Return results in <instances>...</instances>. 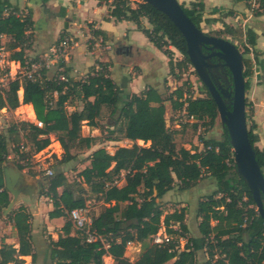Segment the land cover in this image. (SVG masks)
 <instances>
[{"label":"trees","instance_id":"1","mask_svg":"<svg viewBox=\"0 0 264 264\" xmlns=\"http://www.w3.org/2000/svg\"><path fill=\"white\" fill-rule=\"evenodd\" d=\"M98 1L108 6L104 20H127L136 24L168 57L171 76L180 78L176 70L191 65L182 34L165 14L152 5L135 1V6H132L130 0ZM257 4L253 15H264V0H257ZM2 5L10 8L6 1ZM181 5L199 29L202 22L209 23V19L203 17L202 2H191L189 8ZM230 14L232 11L226 15ZM143 19L148 22L149 28L144 26ZM32 26L30 10L22 14L17 7H11L6 15L0 11V44L1 38L6 36L8 40L2 46L8 53V60L19 62L24 68L30 67L25 49L29 45L27 31ZM223 26L224 33L241 38L244 53L252 51L256 55L254 46L257 36L250 27L237 30L225 23ZM93 33L104 34L98 30H93ZM63 38L61 34L59 40ZM170 46L182 54L181 60L174 61ZM243 64L247 90L252 68L245 57ZM108 68V62L96 61L86 77L79 80L71 79L66 67L61 74L67 81L58 79V75L42 79L44 71L41 77L35 79L16 76L9 79L5 88L0 89V108L14 110L20 104H31L36 119L42 122V127H38L31 122L15 121L6 134L0 131V166L10 162L7 158L8 144L17 143L21 130L28 131L27 139L33 144L35 152L49 146V135L54 134L63 149L58 162L64 164L73 160L75 154L71 152L72 149L89 150L94 144L96 137L80 134L81 125L85 121L89 127L99 129L97 119L103 106L109 108L111 118L115 116L111 124L113 128L106 131L108 140H120L114 136L120 133L122 139L133 142L131 146L117 147L112 153L104 147L90 152L87 156L89 165L79 171L81 183L76 184V187L62 171L44 175V192L53 206L48 217L64 218L62 234L48 242L51 264H104L105 255L121 264H166L171 260L170 264H264V218L259 215L251 192L235 165L230 164L232 147L226 129L222 126L220 138L201 137L202 148L191 152L184 147H176L174 131L167 126L166 102L173 110L184 111L186 118L193 116L195 127L199 122L207 128L214 125L219 118L217 106L205 85L202 84L206 97L192 96L189 90L184 89L185 83H182L171 91L167 89L170 91L168 96H165L167 90L159 92L153 87H147L122 100ZM20 89L21 98L18 93ZM53 93H56V98ZM74 100H79L81 106L68 112L66 104ZM254 128L255 124L251 123L248 136L264 175V151L255 145L258 137L253 133ZM138 141L144 144H136ZM17 166L23 169L22 165ZM206 176L212 178L216 189L197 202L200 236L186 237L189 229L185 222L184 207L164 213L159 200L174 186L184 191ZM59 188L61 191H58ZM84 191L107 205L97 214H89L91 223L88 230L94 237L91 241L87 240L83 230H77L71 235L73 224L70 219H66L71 209L86 206ZM261 200L264 208L263 194ZM9 202V193L3 188L0 191V214ZM6 217L16 230L18 249L2 244L0 264H23L21 256L26 255H30L34 262L36 255L32 245L31 212L20 205ZM175 223L177 225L173 228ZM161 227L171 236L169 241L151 243L152 236ZM180 239H185L182 249L179 248ZM128 243L143 246L135 261H129L124 256ZM202 249L206 257L198 261V252Z\"/></svg>","mask_w":264,"mask_h":264},{"label":"crops","instance_id":"2","mask_svg":"<svg viewBox=\"0 0 264 264\" xmlns=\"http://www.w3.org/2000/svg\"><path fill=\"white\" fill-rule=\"evenodd\" d=\"M3 1L8 2L10 8H4L2 5ZM178 1L186 5L195 1L202 2L204 18L209 19L210 24L225 23L230 25L231 19L240 25L242 24L243 29L250 27L256 33V44L254 46L256 55L252 51L250 52L251 55L255 56V70L252 71L253 74L249 78L247 96L253 107V114L251 115V123L255 124L253 133L258 137L255 145L264 151V83L261 82L257 71L258 67H264V15L253 16L248 7L244 5L243 0ZM11 7H17L22 14H26L28 10L31 12L33 26L27 31L29 45L25 49L26 61L30 62V64H43L48 48L59 41L61 34L69 38L73 43L65 59L47 69H42L45 75H42V79L60 75L64 67L68 69L67 74L71 79H84L89 68L95 65L96 61H103L109 63L110 77L118 87L122 100L126 99L131 93H139L147 87H153L159 92H165L168 89L167 87L172 85L171 77H174L169 74L168 57L132 21L104 20L103 18L108 13V6L104 2H99L98 0H0V11H2L3 15H6L11 10ZM229 9L233 10V14L225 16L224 12ZM220 15L222 16L220 17ZM219 17L220 19H218ZM90 23L91 27L89 26ZM143 24L147 27L146 21ZM93 30L102 31L104 34L96 35ZM7 40L8 38L3 36L1 44L4 45ZM96 41L98 42L97 47L93 44ZM17 64L14 61V70ZM62 64L64 66H61ZM9 74L11 78H14V71H10ZM21 94L22 90L19 92L20 98ZM56 96V93H53V97L56 98ZM20 105H25L30 109L29 111L33 113L35 121L36 117L32 111V105ZM93 129L97 132L99 130L98 128ZM57 143L59 144L58 141ZM199 146L198 150L202 148V144H199ZM96 148L98 147H93L87 151L84 167L89 165L88 154ZM57 156H60L59 153ZM7 158L12 162L11 155L8 154ZM74 160L75 158L71 161ZM2 168L3 165L0 166V191L6 188ZM61 171L63 170L61 169ZM22 173L30 177L25 172ZM208 178L209 180L212 179L207 176L203 177L187 190L181 191L177 189L179 191L178 200L182 202L184 201L182 198L188 195L192 197V194L199 189L200 193L197 194V197H202L208 190H215L216 186L213 180H204ZM18 182H20L18 184L19 188H24L25 190L20 191L17 201L7 212H11L21 204H24L23 206L27 207L31 212L32 245L33 252L36 255L34 262H32L30 255L21 256L24 260L23 264H47V262L51 264L52 260L50 262L48 260L49 250L47 247H41L43 242V240L40 242L43 238L42 231L50 235H56L58 238V235L62 233L61 227L64 224V218L48 217V212L53 209L52 202L48 197L38 198L36 196L29 178L26 177L23 180H18ZM174 189L169 190L161 199L168 200ZM27 191H30V197ZM9 198L10 201L13 198L10 193ZM184 206V203H181V207ZM3 209L1 216L6 217L8 213L4 212ZM40 211L43 213L41 218L38 215ZM1 216L0 246L2 244L11 245L18 249V238L12 222L9 219L7 222L3 221L2 218L5 217ZM186 216L185 214V219ZM57 231L59 232L57 233ZM180 242L183 246V241L180 240ZM108 257L112 259L110 256ZM25 260H29V262L26 263Z\"/></svg>","mask_w":264,"mask_h":264},{"label":"rangeland","instance_id":"3","mask_svg":"<svg viewBox=\"0 0 264 264\" xmlns=\"http://www.w3.org/2000/svg\"><path fill=\"white\" fill-rule=\"evenodd\" d=\"M139 1V0H137ZM244 5L248 7L250 12L253 14V9H256L258 7L257 1L255 3V6L253 4V0H243ZM179 3L183 4L184 7L189 8L190 4L186 5L183 2ZM180 4V5H181ZM132 6H135L133 4ZM182 6V5H181ZM233 10L229 9L228 11L224 12V15ZM204 15V14H203ZM222 15H220L221 17ZM232 16V15H231ZM255 16V15H253ZM205 17V15L203 16ZM220 17L218 19H220ZM207 18V17H206ZM146 20L143 19V23ZM239 21H241L239 19ZM147 22V21H146ZM230 25L234 27L237 30H244L242 27V24H238L234 20L230 19ZM145 26V25H144ZM146 27V26H145ZM147 27L149 28V24L147 22ZM200 28L203 32L211 34V35H220V37H223L225 39L230 40L231 42L235 43L238 49L242 52L243 57H245L250 64L252 71L255 70V56L251 55V53H244V48L242 44L240 43V37L236 36H230L229 34L224 33V26L221 23H215V24H210L206 22H202L200 24ZM171 51L173 52L172 58L174 61H179L183 58L182 54L179 53L174 47L170 46ZM14 65L12 61L8 60V53L5 52L3 61L0 63V89L5 88L7 82L11 78V75L9 74L10 71H14ZM8 69V72L6 71ZM178 72V75L180 78H172V85H169L167 88L168 89H174L175 87H178L180 84L185 83L184 89L187 91L189 90L190 94L194 97H206L207 93L205 89L202 86V82L196 75V72L194 71L192 65H186V68H181L179 70H176ZM258 75L261 78V82L264 83V67H258L257 69ZM253 74V73H252ZM250 82V81H249ZM166 89V87H165ZM21 90V89H20ZM18 91V93L20 92ZM170 90V91H171ZM249 90V89H248ZM245 90V112H246V123H247V128L249 129L251 125V115L253 114V107L252 104L249 100V97L247 96V91ZM169 90L165 92V96H168L170 93ZM81 106V102L79 100H74L73 102H69L66 104V110L68 112L74 110L77 107ZM32 108V107H31ZM30 109L27 106L20 105L14 110H7L5 107L0 108V131L2 133H7V129L10 127V125L15 122V121H25V122H31L34 123V116L30 114ZM33 111V109H32ZM34 112V111H33ZM110 110L108 107L103 106L101 108L100 115L97 119L98 124L100 126L98 132L95 131L93 128L89 127L87 124H85V121L82 122L81 125V131L80 134L82 136H93L96 137V140L94 144L92 145L91 148L93 147H104L108 152L112 153L114 150L119 147V146H131L133 144L132 141L127 140V139H122L120 133H115L114 136L120 138L118 141L114 140H108V134L107 130L112 129L113 126L111 124L114 123L113 116L111 118L110 116ZM165 118L167 122V126L171 131H174V140L176 147H184L187 150L193 152L195 150H198L200 147L199 144L200 138H220L221 133H222V125L220 123L219 118L215 120L214 125L211 128H207L205 124L202 122H199L197 126L195 127V119L192 118L190 119L189 117H185L184 113L181 111H175L172 108H170L168 102L166 103V112H165ZM109 126V128H107ZM117 126V125H116ZM27 130H21L19 131V137L17 143L15 142H9V152L8 154L11 155V163L14 164L18 168V164L23 166V169H19L20 172H25L27 175L31 176L35 181L38 182L39 184V189L36 193V196L38 198H47L45 195L43 184H45V176L43 175L42 171H39L37 167H50L53 172L60 171L61 169L64 171V174L67 178V180L70 183H74V186L76 187V184L81 183V179L78 175L79 171L84 167L85 159H86V153L88 150L85 149H79V148H74L71 150L72 153L75 154V160L70 161L66 163L65 165L61 164L58 162V159L61 158L63 154V149L61 148L60 144L57 143L56 137L54 134H50L49 138L51 140V143L49 146L44 148L43 150L39 151V155L36 157L32 156L35 151L33 149V144L27 139ZM8 135V134H7ZM21 142H26L27 143V149H19V145ZM138 145H143L144 143L142 141L135 142ZM149 142L146 144L148 145ZM90 148V149H91ZM61 149V150H60ZM264 149V147H263ZM59 153V157L57 156ZM38 160V161H37ZM4 165V164H2ZM62 171V172H63ZM121 177H124V171L121 172ZM205 181H208V179H204ZM212 180V179H211ZM209 180V181H211ZM122 181L119 182L121 184ZM83 188L86 186L82 185ZM174 192L173 194L168 198V200H162L160 199L161 207L164 213L166 212H172L174 209H181V203H184V209L186 211V219L185 222L188 227V232H186V237H192V236H197L199 237V231H198V221L199 219L196 218V210H197V202L198 199L201 197H197V194L200 193V189L197 190V192H194L192 194V197L189 195L182 198L184 201H179L178 200V195H179V189L177 186H174ZM178 189V190H177ZM58 191H61V188H59ZM212 193V190L206 191V194H204L202 197ZM83 197L86 198L85 205L87 206L89 210L90 215H95L97 214L102 207L107 206L103 205L102 200L97 199L93 196H91L88 192L83 193ZM49 199V197H48ZM49 201V200H48ZM24 203V202H22ZM18 205V204H17ZM16 205V206H17ZM22 206L24 204H21ZM29 207V206H28ZM27 210V207H25ZM8 213V212H7ZM6 213V214H7ZM9 214V213H8ZM7 214V215H8ZM2 214H0L1 216ZM6 215V216H7ZM39 218L43 216L42 211L38 214ZM5 217V216H1ZM3 221L7 222L8 218H2ZM66 219L69 220L68 215L66 216ZM7 224V223H6ZM177 225L175 223L172 227ZM45 230V229H44ZM77 229L72 225V229L70 234L74 235L76 233ZM59 231H57L58 233ZM161 232L162 235H166V232L163 227L158 231ZM62 234V233H60ZM42 236L43 238L40 240L42 242L41 247H47L49 250V255H48V260L49 262L51 261V254H50V247L48 245L49 239H57L56 235H50L47 234V232L42 231ZM169 239L171 236H168ZM183 241V244L185 243V239H180ZM179 240V248L182 249L181 242ZM152 243V241H151ZM143 250V246L139 243H128L124 252V256L129 259V261H135L138 256L140 255L141 251ZM206 257L205 250L202 249V251L198 252V261L200 259H203ZM172 261V260H171ZM171 261L167 262L166 264H170ZM25 262H29V260H25ZM103 262L104 264H121L118 262H114L113 259H110L108 256H103ZM48 264V262H47Z\"/></svg>","mask_w":264,"mask_h":264},{"label":"water","instance_id":"4","mask_svg":"<svg viewBox=\"0 0 264 264\" xmlns=\"http://www.w3.org/2000/svg\"><path fill=\"white\" fill-rule=\"evenodd\" d=\"M152 5L165 14L182 34L186 43V55L198 78L205 85L217 106L221 125L226 129L233 150L236 171L247 185L255 201L258 213L264 218L261 194L264 195V175L257 162L256 154L250 143L245 112V79L243 76V54L235 43L220 36L211 35L199 29L185 14L178 0H139ZM207 50L208 52H205ZM211 56H217L221 62L212 63ZM226 68L231 82L225 76L228 87L221 88L209 68ZM5 187L12 200L3 209L7 212L17 201L24 188H19L18 180L29 178L33 192L38 191V182L31 176H25L13 163L3 165ZM25 192V191H23ZM28 196H31L30 191Z\"/></svg>","mask_w":264,"mask_h":264},{"label":"built area","instance_id":"5","mask_svg":"<svg viewBox=\"0 0 264 264\" xmlns=\"http://www.w3.org/2000/svg\"><path fill=\"white\" fill-rule=\"evenodd\" d=\"M132 5L134 4L135 1L137 0H130ZM257 0H253V4L255 6ZM72 42L69 38L64 37L63 39L53 43L49 48L46 53V59L43 64H30V67L24 68L20 65L19 62H17V67L14 70V78L16 76L21 77L24 76L28 79H35L37 77H41V71L43 68H49L53 64L58 63L62 59H65L70 51V48L72 46ZM95 47L98 46V42L93 43ZM5 54L4 47L2 44H0V63L3 61ZM14 63V61H12ZM61 69V68H60ZM58 79L62 81H67V78L63 75L60 74L58 75ZM184 113V111H183ZM190 119L193 118V116H189ZM34 124H36L38 127H42V122L39 120H35ZM20 149H27V143L26 142H21L19 145ZM39 155V152H35L32 156L36 157ZM232 162L230 164H234V155H233V150H232V155H231ZM38 161V160H37ZM39 171L43 172V175H52L53 171L51 170L50 167H37ZM68 216L70 221L72 222L73 226L77 230H83L84 233L86 234V238L88 241H91L94 239L93 235L89 232L88 227L91 223V218L89 216V210L87 206L83 207H76L68 211ZM169 241V237L166 235H162L161 232H157L152 236V242L155 244H161V243H167Z\"/></svg>","mask_w":264,"mask_h":264},{"label":"flooded vegetation","instance_id":"6","mask_svg":"<svg viewBox=\"0 0 264 264\" xmlns=\"http://www.w3.org/2000/svg\"><path fill=\"white\" fill-rule=\"evenodd\" d=\"M205 52H208L205 50ZM212 63H219L221 60L217 56H211L209 59ZM209 71L213 74L214 78L213 80L217 83V85H221V88L228 87V84L226 82L225 76L229 79V82H231L230 73L229 71L221 66H218L217 68H209Z\"/></svg>","mask_w":264,"mask_h":264},{"label":"bare ground","instance_id":"7","mask_svg":"<svg viewBox=\"0 0 264 264\" xmlns=\"http://www.w3.org/2000/svg\"><path fill=\"white\" fill-rule=\"evenodd\" d=\"M30 114H32L31 111H30ZM32 115H33V114H32Z\"/></svg>","mask_w":264,"mask_h":264}]
</instances>
